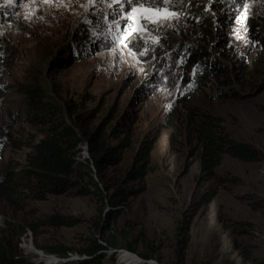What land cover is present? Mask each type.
<instances>
[{"label": "rangeland", "instance_id": "obj_1", "mask_svg": "<svg viewBox=\"0 0 264 264\" xmlns=\"http://www.w3.org/2000/svg\"><path fill=\"white\" fill-rule=\"evenodd\" d=\"M193 1L0 0V168L25 166L42 138L23 121L27 88L42 89L57 105L79 104L83 115L96 111L94 124L113 108L120 115L128 112L135 123L133 150L117 169L92 172L90 182L87 169L78 167L68 195L32 202L21 213L0 202V229L8 223L16 230L26 228V238L24 232L18 242L23 258L37 262L25 251L30 245L36 252L82 260L86 256L80 251L98 240L115 264H123L122 252L144 264H264V160L248 164L224 156L216 170L218 195L197 209L216 185L196 182L198 154L184 173L193 146L181 125L163 132L152 153L156 171L145 183H123L141 141L188 94L187 104L220 118L233 140L264 153V92L248 101H220L212 90L191 93L183 68L198 40L194 22L209 13L226 18L227 50L246 57L252 83L264 82V47L248 38L246 28L249 19L264 18V0H227L219 15L216 2L224 0H197L194 6ZM141 3L174 15L148 22L143 34L129 35L127 13ZM69 54L80 55L71 67L46 70L48 61L54 66ZM81 148L77 159L89 158L86 144ZM54 215L81 223L37 232L28 227ZM100 222H107L103 233L96 226Z\"/></svg>", "mask_w": 264, "mask_h": 264}, {"label": "trees", "instance_id": "obj_2", "mask_svg": "<svg viewBox=\"0 0 264 264\" xmlns=\"http://www.w3.org/2000/svg\"><path fill=\"white\" fill-rule=\"evenodd\" d=\"M196 1L191 4L194 6ZM216 4L219 15L229 3L224 0ZM195 9L198 11L199 7ZM225 21L226 18H214L205 13L200 15L198 22H194L198 40L184 58V78L192 87L191 93L205 94L212 90L217 92L216 99L220 101H248L264 92V82L252 83V72L246 57L227 50ZM246 28L248 38L264 47V18L249 19ZM80 51L81 48L77 53ZM68 57L67 60H58L54 66L48 61L46 70L51 73L56 67H71L80 55L69 54ZM248 88L250 90L246 92ZM24 94L28 106L23 121L37 129L42 138L33 146V153L28 154L25 166L14 164L0 168V202L13 212H24L32 202L68 195L76 186L78 167L87 169L86 177L94 182L92 172L117 169L126 160L127 153L133 150L135 123L128 112L120 115L118 108H113L101 122L94 124L96 111L83 115L79 112V104L74 102L54 104L42 89L27 88ZM189 95L179 100L180 107L172 109L161 125L147 133L134 154L123 183L144 184L148 175L156 171L152 166V153L163 132L178 130L184 125L189 145L193 146L184 165V173L191 166L190 160L198 154L196 182L216 185L202 196L197 204V209H200L209 206L218 195L221 180L216 170L221 166L224 156L256 164L264 160V153L252 144L233 140L220 118L187 104ZM18 120L15 119L16 122ZM85 144L89 158L77 159ZM77 193L82 195V192ZM189 218L186 223L188 227L192 219ZM80 223L79 219L73 217L54 215L37 223L31 222L28 227L37 232L41 227L73 228ZM106 223L96 225L102 233L107 228ZM7 226V229H0V264H34L21 256L18 247L19 238L26 228L16 230L11 228L10 223ZM104 250L98 240H91L80 251V255L86 257L70 264H115V258L106 259Z\"/></svg>", "mask_w": 264, "mask_h": 264}, {"label": "snow or ice", "instance_id": "obj_3", "mask_svg": "<svg viewBox=\"0 0 264 264\" xmlns=\"http://www.w3.org/2000/svg\"><path fill=\"white\" fill-rule=\"evenodd\" d=\"M126 2L130 5L132 4V0H126ZM165 2H167V0H165ZM169 15H174V13H169L166 9L144 7L142 3L137 4L136 6H132L127 13V23L125 27L131 30L128 33L129 35L132 32L143 34L144 30L147 28L148 22L156 23L159 19L167 18ZM141 21H143V23H141Z\"/></svg>", "mask_w": 264, "mask_h": 264}, {"label": "bare ground", "instance_id": "obj_4", "mask_svg": "<svg viewBox=\"0 0 264 264\" xmlns=\"http://www.w3.org/2000/svg\"><path fill=\"white\" fill-rule=\"evenodd\" d=\"M26 233H27V231L23 234L22 238H26V235H27ZM24 247L26 248L25 251H27L28 253H32V254H34V256L37 257V262H36L37 264H40V263H43V264H68V263H72L74 261H79L78 258H74L73 256H70V258H59L57 256L49 255V254L44 253L42 251L36 252L35 250H32L34 248H32L30 245L29 246L25 245ZM122 253L123 254H121V257L123 258V263H125V264L126 263L127 264H144L143 260L137 258V256L129 254L128 252H122ZM33 263H35V262H33Z\"/></svg>", "mask_w": 264, "mask_h": 264}]
</instances>
